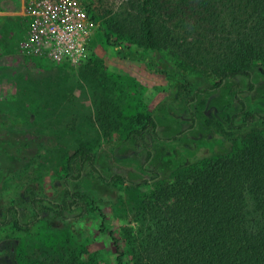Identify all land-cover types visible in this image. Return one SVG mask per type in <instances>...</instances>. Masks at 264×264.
Listing matches in <instances>:
<instances>
[{
  "label": "rangeland",
  "instance_id": "obj_1",
  "mask_svg": "<svg viewBox=\"0 0 264 264\" xmlns=\"http://www.w3.org/2000/svg\"><path fill=\"white\" fill-rule=\"evenodd\" d=\"M132 2L91 0L87 14L88 0H0V264H118L112 238L100 229L101 213L133 264L152 233L155 187L264 137V56L250 64L252 91L245 77L214 88L218 79L200 65L235 54L225 43L241 34L248 12L219 8L227 26L209 30L196 24L195 12L172 10L166 26L187 42L155 53L134 29ZM106 31L146 60L120 56ZM58 40L75 59L59 55ZM185 50L193 61L180 58ZM153 58L169 73L155 71ZM198 89L205 91L192 102ZM249 114L257 116L248 122ZM150 115L161 138L144 165L146 152L128 137ZM83 144L103 176L85 170L69 178L68 158ZM113 167L128 180L110 179ZM151 168L161 176L152 179ZM245 204L246 217L257 218L247 189Z\"/></svg>",
  "mask_w": 264,
  "mask_h": 264
},
{
  "label": "trees",
  "instance_id": "obj_2",
  "mask_svg": "<svg viewBox=\"0 0 264 264\" xmlns=\"http://www.w3.org/2000/svg\"><path fill=\"white\" fill-rule=\"evenodd\" d=\"M132 4L138 9L134 29L143 44L155 53L162 48L183 45L181 38L187 42V37L176 36L166 26L175 10H179V14L195 12L196 24L202 27L208 24L209 30L227 26V19L220 20L221 15L216 11L219 8L235 13L248 12L249 17L240 21L241 34L235 41L230 39L225 43L227 47L230 42L227 48L235 54L206 59L200 65L218 79L214 88H220L225 80L245 77L249 90H254L256 84L249 67L259 56H264V0H133ZM90 5L91 0H88L87 14L91 12ZM227 11L224 12L229 15ZM88 18L96 22L95 15H88ZM208 36L207 33L205 37ZM105 37L109 44L118 47L123 58L146 60L142 52L113 41L111 33L106 31ZM180 58L185 63L193 61L189 50L180 52ZM151 65L157 72L169 73L168 69L160 67L156 58ZM204 91H195L192 102ZM237 99L244 113L246 103L241 97ZM237 116L234 115V119ZM255 116L249 114L244 119L251 122ZM130 137L139 145L137 152H146L144 165H147L154 154V141L161 138L156 117L148 116L142 128L134 129ZM68 170L72 179L80 178L85 170L103 176L95 155L85 144L77 147L68 158ZM148 172L152 179L161 176L155 168ZM110 179L128 180L118 167L112 168ZM246 189L257 203L259 216L254 219L246 217ZM149 200L152 233L139 246L133 264H264V137L255 135L242 150L212 159L202 169L182 173L173 181L158 185ZM47 201L63 213L60 203ZM101 215L100 229L112 238L118 264H127L119 238L106 225L105 214Z\"/></svg>",
  "mask_w": 264,
  "mask_h": 264
},
{
  "label": "built area",
  "instance_id": "obj_3",
  "mask_svg": "<svg viewBox=\"0 0 264 264\" xmlns=\"http://www.w3.org/2000/svg\"><path fill=\"white\" fill-rule=\"evenodd\" d=\"M57 44H58L57 50H58L59 55H62L63 53H65V51H67V56L71 57L72 59H75L74 53L72 49L70 48L71 47L70 45L69 46L64 45L61 40H58ZM79 48L80 49L78 50L77 55L81 56L82 54H84L81 44L79 45Z\"/></svg>",
  "mask_w": 264,
  "mask_h": 264
}]
</instances>
